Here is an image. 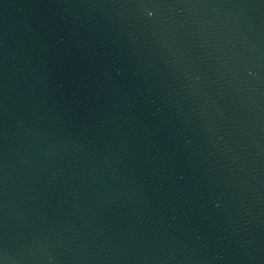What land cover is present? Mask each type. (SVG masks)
I'll use <instances>...</instances> for the list:
<instances>
[{"label":"water","instance_id":"95a60500","mask_svg":"<svg viewBox=\"0 0 264 264\" xmlns=\"http://www.w3.org/2000/svg\"><path fill=\"white\" fill-rule=\"evenodd\" d=\"M0 264H264V0H0Z\"/></svg>","mask_w":264,"mask_h":264}]
</instances>
